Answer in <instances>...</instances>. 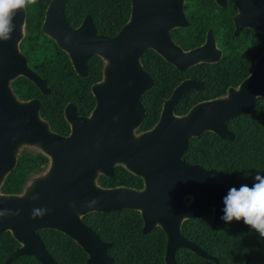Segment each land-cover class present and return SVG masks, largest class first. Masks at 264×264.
<instances>
[{
  "label": "water",
  "instance_id": "95a60500",
  "mask_svg": "<svg viewBox=\"0 0 264 264\" xmlns=\"http://www.w3.org/2000/svg\"><path fill=\"white\" fill-rule=\"evenodd\" d=\"M68 1H51L41 28L43 34L68 55L81 78L90 76L91 57L103 61L102 79L91 87L96 99L91 113L79 115L72 102L65 107L68 135L54 131L42 116L40 99L22 100L13 87V82L23 77L44 96L51 92L21 48L27 9L15 20L12 40L0 42V211L19 213L0 217V234L9 232L20 244L5 264L21 256L34 257L41 264H59L47 250L41 230H55L75 241L88 255V264H114L108 254L112 244L103 241L83 218L91 213L122 210L141 214L144 234L156 228L165 232V264H177L176 253L181 249L219 264L217 258L184 236L183 224L213 209L212 225L216 227L224 214L223 199L229 188L211 171L187 162L184 154L190 141L204 132L228 141L235 139L229 121L251 111L259 98L264 100V51L237 87L231 86L224 95L199 102L186 114L177 115L175 109L181 98L204 86L199 81H183L163 103L156 125L137 134L146 117L143 96L155 87L153 76L143 65V54L153 50L180 71L218 64L223 51L214 32L207 33L201 46L185 50L174 41L172 31L190 28L185 11L190 0H131L129 20L116 36L107 37L97 31L91 15L72 27L65 14ZM214 1L221 8L229 2ZM231 1L238 11L233 18L235 36L246 29L264 35V0ZM25 149L44 155L48 165L31 176L20 193H6L2 188ZM117 165L142 178L144 188L101 186L100 177H112ZM254 183L250 180L243 184L251 187ZM34 196L39 198L34 200ZM93 199L98 203L86 207ZM33 208L49 211L33 220Z\"/></svg>",
  "mask_w": 264,
  "mask_h": 264
},
{
  "label": "trees",
  "instance_id": "16d2710c",
  "mask_svg": "<svg viewBox=\"0 0 264 264\" xmlns=\"http://www.w3.org/2000/svg\"><path fill=\"white\" fill-rule=\"evenodd\" d=\"M52 0H37V5L27 8L26 36L21 44L29 65L46 79L51 92L44 96L29 80L21 77L13 82L16 94L22 100H41L42 116L54 131L62 135L70 133L64 110L68 103L76 105L79 115H89L96 105L91 87L102 79L103 61L98 56L89 61L90 76L81 78L75 72L68 55L43 34L42 24L46 9ZM131 0H69L66 20L78 27L87 15L94 18L97 31L104 36H116L127 23L131 13ZM186 12L191 26L172 32L174 40L185 50L204 43L206 33L212 30L224 51L223 60L215 65L203 64L180 72L153 50L142 56L144 67L154 77L155 87L145 93L142 102L146 117L141 130L155 125L164 101L173 89L186 77H194L205 83L203 91H193L177 105L176 113L185 114L196 103L223 95L230 86L237 87L253 69L256 59L264 51V35L246 29L235 36L233 17L237 12L234 4L220 8L214 0H190ZM228 126L235 133L233 141H225L214 133L205 132L194 138L184 158L211 171L225 187H240L253 180L257 173L264 174V100L259 98L248 113L230 120ZM48 158L36 152L24 151L16 169L8 176L2 190L20 193L30 177L42 172ZM101 185L114 187L125 185L141 188L143 181L124 168H118L112 178L102 177ZM213 213L207 211L183 225L184 236L200 246L208 255L218 258L219 264H264V239L245 223L222 222L213 228ZM99 237L112 244L108 254L114 264H165L167 237L156 228L143 233V219L134 210L109 213H91L83 218ZM44 244L59 264H88V255L72 239L55 230H41ZM19 243L11 233L0 234V264H5ZM177 264H216L188 249L178 250ZM11 264H41L31 256H21Z\"/></svg>",
  "mask_w": 264,
  "mask_h": 264
},
{
  "label": "clouds",
  "instance_id": "9594fccd",
  "mask_svg": "<svg viewBox=\"0 0 264 264\" xmlns=\"http://www.w3.org/2000/svg\"><path fill=\"white\" fill-rule=\"evenodd\" d=\"M37 5V0H0V42H8L16 30L15 20L20 12L29 6ZM255 183L249 187L242 184L239 189L232 187L223 199L225 205L221 219L226 223L243 221L264 239V175L257 173ZM34 196L33 199H38ZM98 201L91 200L86 207H94ZM46 208H33L32 219L42 218L48 213ZM12 214L10 211H0V217ZM184 219H187L185 217Z\"/></svg>",
  "mask_w": 264,
  "mask_h": 264
},
{
  "label": "flooded vegetation",
  "instance_id": "af4514ba",
  "mask_svg": "<svg viewBox=\"0 0 264 264\" xmlns=\"http://www.w3.org/2000/svg\"><path fill=\"white\" fill-rule=\"evenodd\" d=\"M231 3L233 4V2H232L231 0H229L228 5H227L226 8H228V7L230 6ZM185 6H186V4H185ZM219 7H220V6H219ZM220 8H221V7H220ZM226 8H222V9H226ZM236 8H237V7H236ZM185 11H186V7H185ZM237 13H238V11L235 13V15H236ZM186 14H187V12H186ZM235 15H234V17H235ZM187 17H188V16H187ZM234 17H233V18H234ZM188 19H189V18H188ZM189 21H190V20H189ZM190 22H191V21H190ZM95 26H96V25H95ZM41 28H42V27H41ZM74 28H75V27H74ZM209 31H212V30H209ZM209 31H207V33H208ZM244 31H245V30H244ZM172 32H173V31H172ZM212 32H213V31H212ZM234 32H235V30H234ZM207 33H206V36H207ZM214 34H215V33H214ZM241 34H242V33H241ZM241 34H240V35H241ZM215 36H216V35H215ZM173 39H174V38H173ZM205 39H206V38H205ZM216 39H217V37H216ZM174 41H175V40H174ZM175 42H176V41H175ZM204 42H205V41H204ZM176 43H177V42H176ZM217 43H218V40H217ZM177 44H178V43H177ZM202 44H203V43H202ZM202 44H201V45H202ZM201 45H199V46H201ZM218 46H219V43H218ZM219 47H220V46H219ZM220 48H221V47H220ZM221 49H222V48H221ZM222 51H223V49H222ZM223 57H224V51H223ZM222 60H223V58H222ZM222 60H221V61H222ZM219 63H220V62H219ZM170 65H171V64H170ZM202 65H203V64H202ZM209 65H215V64H209ZM172 66H173V65H172ZM175 68H176V67H175ZM145 69H146V68H145ZM176 69H177V68H176ZM190 69H192V68H190ZM190 69H187V70H190ZM146 70H147V69H146ZM187 70H184V71H180V70H178V71H180V72H185V71H187ZM148 72H149V71H148ZM149 73H150V72H149ZM150 74H151V73H150ZM153 78H154V77H153ZM154 80H155V79H154ZM185 80L199 81V82H201V83L204 85L203 88H202V90H192V91L188 92L186 95H188L189 93H191V92H193V91H203V90L205 89V83H204L202 80H200V79H198V78H194V77H186V78H184L179 84H181V83H182L183 81H185ZM179 84H178V85H179ZM155 85H156V82H155ZM178 85H177V86H178ZM177 86H176V87H177ZM176 87H175V88H176ZM230 87H231V86H230ZM175 88H174V89H175ZM174 89H173V91H174ZM173 91H172V93H173ZM172 93H171V95H172ZM171 95H170L167 99H169V98L171 97ZM186 95H185V96H186ZM223 95H224V94H223ZM185 96H184V97H185ZM219 96H221V95H219ZM184 97H183V98H184ZM216 97H218V96H216ZM216 97H213V98H216ZM183 98H181V100H182ZM213 98L205 99V100H202V101L210 100V99H213ZM167 99H166V100H167ZM166 100H165V101H166ZM181 100H180V101H181ZM165 101H164V102H165ZM180 101H179V102H180ZM202 101H200V102H202ZM198 103H199V102H198ZM178 104H179V103H178ZM196 104H197V103H196ZM193 106H194V105H193ZM193 106H192V107H193ZM162 107H163V106H162ZM176 107H177V106H176ZM192 107H191V108H192ZM191 108H190V109H191ZM190 109H189V110H190ZM189 110H188V111H189ZM175 112H176V109H175ZM249 112H250V111H249ZM176 114H177V113H176ZM185 114H186V113H185ZM160 115H161V114H160ZM177 115H179V114H177ZM182 115H184V114H182ZM144 120H145V119H144ZM158 121H159V118H158L157 122H158ZM157 122H156V123H157ZM156 123H155V125H156ZM142 125H143V124H142ZM155 125H154V126H155ZM228 127H229V126H228ZM151 128H152V127H151ZM151 128H149V129H151ZM149 129H147V130H149ZM229 129H230V128H229ZM143 132H146V130H141V128H140L139 131H136L137 134H140V133H143ZM204 133H205V132H204ZM210 133H211V132H210ZM233 133H234V132H233ZM202 134H203V133H202ZM202 134H201V135H202ZM234 134H235V133H234ZM201 135H200V136H201ZM200 136H199V137H200ZM218 137H219V136H218ZM196 138H198V137H196ZM193 139H194V138H193ZM193 139H192V140H193ZM221 139H222V138H221ZM192 140H191V141H192ZM223 140H224V139H223ZM191 141H190V143H191ZM225 141H228V140H225ZM189 145H190V144H189ZM188 149H189V147H188ZM187 151H188V150H187ZM184 155H185V154H184ZM184 159H185V158H184ZM187 162H188V161H187ZM191 164H192V163H191ZM196 165H198V164H196ZM200 166H201V165H200ZM120 167H121V168H124V167L121 166V165H117V166H116V169H115V174H116V170H117L118 168H120ZM202 167H203V166H202ZM124 169H125V168H124ZM127 171H128V170H127ZM130 173H131V172H130ZM115 174H114V175H115ZM212 174H213V173H212ZM114 175H113V176H114ZM133 175H134V174H133ZM263 175H264V174H263ZM113 176H112V177H113ZM102 177H106V176H101L100 179H99V183H100V180H101ZM112 177H108V178H112ZM136 177H138V176H136ZM214 177H215V176H214ZM215 178H216V177H215ZM141 179H142V178H141ZM216 179H217V178H216ZM253 180H255V179H253ZM142 181H143V186H142L141 188H134V187H129V186H125V185H118V186H114V187H106V188L129 187V188H134V189L141 190V189L144 188V184H145L143 179H142ZM218 181H219V180H218ZM248 181H250V180H248ZM219 182H220V181H219ZM245 182H246V181H245ZM220 183H221V182H220ZM221 184H222V183H221ZM100 185H101V183H100ZM222 185H223V184H222ZM101 186H103V185H101ZM223 186H224V185H223ZM103 187H105V186H103ZM226 188H227V187H226ZM238 188H239V187H238ZM209 210H211L212 213H213V218H212V221H211V225H212V224H213V220H214L215 215H214V211H213V209H209ZM209 210H207V211H209ZM207 211H206V212H207ZM206 212H205V213H206ZM203 214H204V213H203ZM203 214H202V215H203ZM200 216H201V215H200ZM200 216H198V217H200ZM198 217H197V218H198ZM197 218H195V219H197ZM192 220H194V219H192ZM222 222H223V220L221 219L220 222H219V224H218L216 227L220 226V225L222 224ZM240 224H241V223H240ZM242 224H244V223H242ZM183 225H184V224H183ZM212 227H213V225H212ZM216 227H213V228H216ZM40 232H41V231H40ZM40 232H39V233H40ZM183 234H184V233H183ZM41 237H42V236H41ZM188 240H189V239H188ZM191 242H192V241H191ZM193 243H194V242H193ZM195 244H196V243H195ZM19 245H20V244H19ZM19 247H20V246H19ZM19 247H18V248H19ZM199 247H200V246H199ZM18 248H17V249H18ZM200 248H201V247H200ZM17 249H16V250H17ZM201 249H202V248H201ZM202 250H203V249H202ZM190 251H191V250H190ZM203 251H204V250H203ZM177 252H178V251H177ZM204 252H205V251H204ZM205 253H206V252H205ZM176 254H177V253H176ZM206 254H207V253H206ZM198 256H199V255H198ZM209 256H210V255H209ZM200 257H201V256H200ZM211 257H213V256H211ZM202 258H203V257H202ZM215 258H216V257H215ZM248 258H249V260H247ZM204 259H205V258H204ZM217 259H218V258H217ZM208 260H210V259H208ZM250 260H251V257L248 256V255H246V264H247V262H248V264H250ZM176 261H177V260H176ZM211 261H212V260H211ZM218 261H219V260H218ZM5 262H6V261H5ZM213 262H214V261H213ZM215 263H216V262H215ZM216 264H217V263H216Z\"/></svg>",
  "mask_w": 264,
  "mask_h": 264
},
{
  "label": "rangeland",
  "instance_id": "374dc122",
  "mask_svg": "<svg viewBox=\"0 0 264 264\" xmlns=\"http://www.w3.org/2000/svg\"><path fill=\"white\" fill-rule=\"evenodd\" d=\"M25 150L28 151V152H35V151L29 150V149H25Z\"/></svg>",
  "mask_w": 264,
  "mask_h": 264
}]
</instances>
